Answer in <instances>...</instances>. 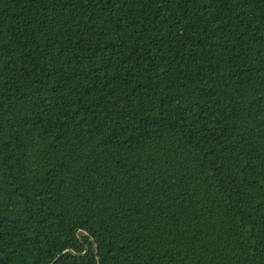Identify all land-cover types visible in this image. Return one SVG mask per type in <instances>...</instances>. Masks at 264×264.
Returning <instances> with one entry per match:
<instances>
[{
	"label": "trees",
	"instance_id": "trees-1",
	"mask_svg": "<svg viewBox=\"0 0 264 264\" xmlns=\"http://www.w3.org/2000/svg\"><path fill=\"white\" fill-rule=\"evenodd\" d=\"M85 248L264 264V0H0V264Z\"/></svg>",
	"mask_w": 264,
	"mask_h": 264
},
{
	"label": "water",
	"instance_id": "water-1",
	"mask_svg": "<svg viewBox=\"0 0 264 264\" xmlns=\"http://www.w3.org/2000/svg\"><path fill=\"white\" fill-rule=\"evenodd\" d=\"M76 235H77V238H78L80 241H82V237H83V236H88L87 233H86L85 231H78ZM90 240L92 241V239H90ZM92 242H93V241H92ZM87 252H88V249H87V248H85V249H84V252L81 253V254H77V253H75V252L72 251V250H65V251L62 252L59 256H57V257L52 261L51 264H54V263L58 260V258H59L60 256L64 255L65 253L72 254V255H74V256H78V255H79V256H82V255H85ZM95 255H97L96 250H95ZM96 260L98 261V258H97V257H96Z\"/></svg>",
	"mask_w": 264,
	"mask_h": 264
}]
</instances>
